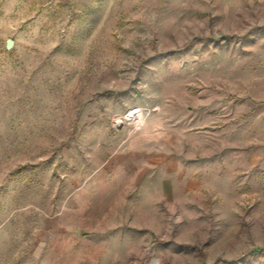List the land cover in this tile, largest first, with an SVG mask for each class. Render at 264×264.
Segmentation results:
<instances>
[{
	"label": "rangeland",
	"instance_id": "1",
	"mask_svg": "<svg viewBox=\"0 0 264 264\" xmlns=\"http://www.w3.org/2000/svg\"><path fill=\"white\" fill-rule=\"evenodd\" d=\"M0 264H264V0H0Z\"/></svg>",
	"mask_w": 264,
	"mask_h": 264
},
{
	"label": "bare ground",
	"instance_id": "2",
	"mask_svg": "<svg viewBox=\"0 0 264 264\" xmlns=\"http://www.w3.org/2000/svg\"><path fill=\"white\" fill-rule=\"evenodd\" d=\"M138 112V110H135L134 111V114H136ZM130 116V115H129ZM128 115L127 116H125V117H118L117 119H116V123H120V124H122V121H123V119L124 120H126V118H130ZM137 118L139 119V121L137 120ZM133 120V121H132ZM130 121V120H129ZM131 121H132V124H133V126H134V128H139L140 126H141V122H143V120H142V116H140L139 114L134 118V119H131Z\"/></svg>",
	"mask_w": 264,
	"mask_h": 264
},
{
	"label": "water",
	"instance_id": "3",
	"mask_svg": "<svg viewBox=\"0 0 264 264\" xmlns=\"http://www.w3.org/2000/svg\"><path fill=\"white\" fill-rule=\"evenodd\" d=\"M13 44H14V41L12 39H10V38L5 39L4 40V49L6 51H9L12 48Z\"/></svg>",
	"mask_w": 264,
	"mask_h": 264
}]
</instances>
